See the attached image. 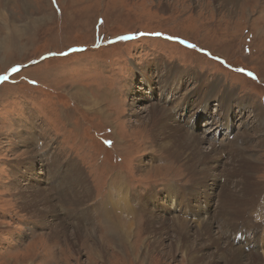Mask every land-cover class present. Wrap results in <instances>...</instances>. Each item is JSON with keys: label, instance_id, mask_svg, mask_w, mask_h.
Listing matches in <instances>:
<instances>
[{"label": "rangeland", "instance_id": "obj_1", "mask_svg": "<svg viewBox=\"0 0 264 264\" xmlns=\"http://www.w3.org/2000/svg\"><path fill=\"white\" fill-rule=\"evenodd\" d=\"M231 96L264 109V0H0V264H264V129L257 136L253 111L238 104L227 120ZM203 101L224 115L213 131L214 116H197ZM156 102L162 128L143 118ZM239 129L248 150H232ZM187 132L217 156L159 146ZM68 162L83 174L73 188ZM216 181L225 200L213 197ZM123 193L135 215L119 209ZM173 195L185 237L169 225L174 213L149 228L146 209L160 203L164 219ZM192 197L216 208L194 210ZM232 203L241 217H220ZM192 210L210 211L217 242L198 239ZM197 245L190 260L186 246Z\"/></svg>", "mask_w": 264, "mask_h": 264}, {"label": "bare ground", "instance_id": "obj_2", "mask_svg": "<svg viewBox=\"0 0 264 264\" xmlns=\"http://www.w3.org/2000/svg\"><path fill=\"white\" fill-rule=\"evenodd\" d=\"M235 0H224V2H225V4H229V2H234ZM5 17V16H4ZM7 25V24H6ZM11 32V31H10ZM151 68H153L152 66H150ZM150 72V71H149ZM176 72V71H175ZM174 72V73H175ZM177 73V72H176ZM173 74V73H172ZM180 74V73H179ZM176 75V74H175ZM175 75H171L170 77H169V83L171 84V82H170V78L172 77V76H175ZM149 77H151V75L149 74ZM180 78H178V80H179ZM171 80H173V79H171ZM178 80H176V81H178ZM214 85V84H213ZM220 86V85H219ZM186 87V86H185ZM210 88V87H209ZM190 89V88H189ZM211 89V88H210ZM216 90H218L217 88H216ZM193 91L194 90H192V93H193ZM171 92V91H170ZM133 93H135V91H132L131 92V94H133ZM194 93H196V92H194ZM187 94V96H183V97H185V98H187L189 101H193L192 100V96H191V92H189L188 91V93H186ZM237 96V95H236ZM182 97V98H183ZM217 97V96H216ZM221 97V96H220ZM184 98V99H185ZM204 98H206V97H204ZM233 98H236V97H233V96H231L229 99H226V101L225 102H227V104H228V106H227V108H226V111H227V120H228V116H234L233 115V113H232V111H233V108H234V106L236 105L237 106V104L238 105H242V106H246L247 107V111H253V124L252 125H250V126H252L253 128V130L258 134L257 136H260L261 134V131L264 129V109L260 106V104L259 103H256L254 106L253 105H251V104H249L248 103V98L247 97H245V98H242V99H240L239 101H236L235 102V100L233 99ZM168 99V98H167ZM167 99H165V100H167ZM171 99V98H170ZM175 100V99H174ZM205 100V99H204ZM164 102H168V101H164ZM183 102V101H182ZM201 102V101H200ZM203 103H204V101L202 102V105H203ZM87 104H89V105H96V104H98V103H96L95 101H91V100H87ZM132 106H133V108H135V107H137V105L135 104V103H132ZM186 107H180V108H178V110H176V108H175V112H177V115L178 114H181V111H183L184 109H185ZM166 109L163 107V106H160V104H159V102H156V103H153V105L152 106H149L148 108H147V116H143V118H148L149 120H153V124L154 123H156L157 122V124L160 126L159 128H162L163 127V125L165 124H163V119H162V117H163V114H162V112H164ZM179 110H181V111H179ZM237 110V109H236ZM142 111V110H141ZM244 111L245 110H243L242 112H241V115L244 113ZM198 112V111H197ZM196 112V113H197ZM238 112V111H237ZM138 113V112H137ZM140 113V112H139ZM160 114L162 115V117L160 116ZM221 114V113H220ZM156 115V116H155ZM169 115H171V114H169ZM204 115V114H203ZM203 115H200V116H203ZM156 117V118H155ZM209 117H210V119L213 117V115L211 114V115H209ZM154 118L157 120L156 122H155V120H154ZM186 119V118H185ZM244 119H246V118H244ZM193 121V120H195V118H191V117H188L187 119H186V121ZM242 121V120H241ZM250 122V121H249ZM251 123V122H250ZM241 126H244L243 124H240ZM246 126V125H245ZM232 125L231 126H229V128L228 129H231L232 130ZM152 128V130H154V128L153 127H151ZM251 128V127H250ZM185 131H188V130H185ZM192 131H194V130H192ZM239 132H240V134L242 135L240 138H242L241 140L239 139V142L237 143V144H240V145H238V146H235V145H237V144H235L234 146H233V148H232V150L233 149H235V150H237V147L239 148L238 149V151H240V149H244V150H248L250 147H247V148H240L241 146H243L244 145V141H243V138H245V137H247L249 134H247L246 132V130H241V129H239ZM188 133V135H189V138L188 137H186V138H184L181 134H177L176 133V137L174 136V137H172L171 136V139H172V141L171 142H169V143H165V144H159V146H162V147H164V148H166L167 150H169L170 151V148H171V146H172V144H173V149H174V151L175 150H178L179 152H181V155H188L189 157H188V159L189 158H192L190 155H191V153H189V152H186V149H188V148H191L192 150H193V148H195L196 149V152L197 151H199V150H204V153H207V154H204L205 156L206 155H209V154H212V155H214V156H217V154H218V152H217V150L216 149H214V147H213V145H211V150L209 151V149L207 148V151H205V149L206 148H204L203 147V145H202V143H201V138H199V137H197V132H195V133H190V132H187ZM187 133H185V134H187ZM158 134V131H156V133L154 134V137L156 136ZM227 134H228V130L224 133V136H227ZM263 135V134H262ZM187 136V135H186ZM192 137H196V139L197 140H191V138ZM188 139H190L189 141H188ZM202 140H204V138L202 139ZM205 141V140H204ZM193 142V143H192ZM248 142V141H247ZM193 152V151H192ZM214 152H216V154L214 153ZM232 153H237V156H238V153L239 152H235V151H232ZM178 157L180 156V155H178V154H176ZM237 156H232L233 158H236ZM212 157V156H211ZM229 157H230V155L228 156V158L227 159H229ZM240 157H242V156H239V158ZM204 158V157H203ZM213 158V157H212ZM209 159V158H208ZM241 159V158H240ZM242 159H243V157H242ZM252 159V158H251ZM244 160V159H243ZM206 161V160H205ZM205 163V162H204ZM256 163V162H255ZM75 162H68V163H66V167H64V165H61V167H64V168H67V172H68V175L66 176V178H65V180H67V182L68 183H70L72 186V188H73V182H72V180H71V176L72 177H74L76 180H77V182H78V180L79 181H82V173H81V171H79V169H78V167H76L75 166ZM189 165V164H188ZM205 165V164H204ZM216 165V164H215ZM241 165V164H240ZM249 165H250V167L251 168H257V164H253V163H249ZM196 167V170H195V172H205L206 171V169L205 168H201L199 165H196L195 166ZM234 169H235V166L233 167ZM233 168H232V170H233ZM243 168L244 167H240L239 165H238V168H237V170L236 171H238L239 172V174H241V172H242V170H243ZM208 169H209V167H208ZM60 170V169H59ZM70 170H71V173H70ZM76 171V172H75ZM214 173V172H213ZM72 174V175H71ZM193 175V174H192ZM209 175H211V174H209ZM214 176V175H213ZM193 177V176H192ZM196 178H194V180H195ZM201 179V181H198V179H197V181L196 182H198L199 184L200 183H202L203 182V179L202 178H200ZM194 180H192V181H194ZM205 181V180H204ZM225 181H223V183H224ZM229 182V181H228ZM235 182H237V183H239V185H241L242 184V179H236L235 180ZM193 183V182H192ZM79 184V183H78ZM210 185V184H209ZM213 188H212V192H213V197H214V195H216V196H219V198L221 197V195H223L222 194V190L223 189H225V194L224 195H226L227 194V192H228V190L226 189L227 188V185H225V186H221V185H219V183H218V187H219V189L217 188V181L215 182V183H213ZM119 186V185H118ZM118 186H115V188L116 187H118ZM193 186H195V185H193ZM238 186V185H237ZM83 187V186H82ZM230 187V186H229ZM251 187H252V185H248V186H245L243 189H240L239 188V191L237 192V194H238V196H234V197H232V198H230V199H233V198H235V197H239V196H241L242 195V197H243V195H244V201H245V197H246V192L247 191H249V190H251ZM86 189V188H85ZM231 189V188H230ZM174 190H176V189H174ZM181 190H183V189H181ZM81 191V189H79V194L81 193L80 192ZM167 194L166 195H164V198L165 197H167V195H168V192H166ZM176 193H178V195H179V192L176 190ZM196 193V192H195ZM183 195H185V196H187V197H189V193H182ZM84 195V194H83ZM87 195V194H86ZM131 196V195H130ZM130 196L129 195H125L124 193L122 194V196H121V199H120V204H119V209L120 210H122V211H125V210H129L130 212H133V214L132 215H135V209L133 208V205H131L132 203H131V198H130ZM133 196V195H132ZM141 196V195H140ZM145 196H146V199L145 200H147L148 199V193L147 194H145ZM209 196V195H208ZM84 197V196H83ZM122 197L124 198V199H122ZM138 197V196H137ZM241 197V198H242ZM183 198V197H182ZM218 198V199H219ZM221 198H223V197H221ZM227 198V197H226ZM224 200H225V197L223 198ZM136 200H137V198H136ZM139 200H141V201H143L144 199H143V197H141V199H139ZM236 200V199H235ZM181 201H184V200H181ZM215 200H214V198H213V200L211 201V200H206V201H201V200H197V198L196 197H192V200L190 201V202H193V203H191L192 205L191 206H193L194 207V210H197L198 208H199V210H200V208L202 207V205L203 204H207V206H209V209H210V207H215L216 208V205H215ZM232 201H234V199L233 200H231V202ZM220 202V201H219ZM78 203V202H77ZM110 203H112L111 204V206H115V209H117V207L116 206H118V205H116V201H114V200H111L110 202H109V204ZM143 203V202H142ZM172 203H173V205H174V207H172V206H168L167 207V209H168V212H165V214H166V216H164V219L163 218H161V217H159L158 216V218H160L159 220H158V218L155 216V210H160V211H163V210H161V206H160V203H159V205H157V206H155V207H153V208H147L146 209V211L145 212H147V215H148V224H149V228H153V226H155V227H158V226H160L162 223H163V220H164V222L165 221H167L168 219H169V214H172V213H174L178 218H175L173 221H171L172 223H169V225H171V227L173 228V229H177V231L178 230H180L183 234H182V236L183 237H185V236H187V235H189V231L186 229V225H188V226H190L189 225V220H187L188 218V216L185 214L184 216H181V214H178V210H177V208H178V206H177V204H176V199H175V197H174V195L172 196ZM182 203V202H181ZM195 203V204H194ZM244 203H246V202H244ZM183 204V203H182ZM188 204V203H187ZM218 204V203H217ZM222 204H224V203H222ZM233 203H232V205L231 206H228L227 204L226 205H223L224 206V209L228 212V213H223L224 214V216H222L221 214H220V212L218 213L219 214V216L220 217H222L223 219L224 218H228V216H226L225 217V215H227V214H230V216L229 217H231L232 218V216L231 215H233V212H234V207H233ZM237 205V204H236ZM235 205V208H237V209H239V212L238 213H236L235 215H233V216H236V217H241V208H239V207H237ZM227 206V207H226ZM140 207H142V206H140ZM107 209V208H106ZM111 209V208H110ZM139 209V208H138ZM109 210V209H108ZM49 211H51V207H49ZM90 211V208H89V210H88V212ZM129 212V213H130ZM192 212L194 213L193 215H194V217L196 218V220H198L199 222H198V224L197 225H192V227H195V226H197V229H196V232H197V234L199 235V237H198V239L199 238H201L200 236H202V234L200 235L199 233H201V232H203V231H205L208 235H207V237H206V239H207V241H209V239L208 238H210V240L213 242H217L218 240H219V238H218V235L216 236L215 235V232H214V228H215V222H214V220H213V222H209V217L211 216H209V213H210V211L208 212H206V214H205V216H202L203 218L201 219V218H199V214H201V213H195V211H193L192 210ZM203 212V211H202ZM187 213V212H186ZM184 214V213H183ZM202 215V214H201ZM207 218V219H206ZM215 218H219L216 214L214 215V218L213 219H215ZM235 219V222L236 221H240V220H242L241 218H234ZM195 220V221H196ZM170 222V221H169ZM217 222V221H216ZM237 222V223H238ZM201 223V224H200ZM196 224V223H195ZM217 224V223H216ZM201 225V226H200ZM80 233V232H79ZM246 235H247V233H245ZM79 235V234H78ZM245 235V236H246ZM239 236H241V237H239V238H241L242 240H245L246 239V237H244L243 236V234H241V235H239ZM259 236L260 235H258V237H255V239H253V242H256L257 240H258V238H259ZM180 237V236H179ZM261 237V236H260ZM187 238H189V237H187ZM204 238V237H203ZM262 238V237H261ZM184 239V238H183ZM198 239H197V241H198ZM205 239V238H204ZM223 239V238H222ZM178 241V240H177ZM196 241V242H197ZM245 242V241H244ZM247 242V241H246ZM258 242H260L259 240L257 241V243ZM229 243V242H228ZM201 244H203V241L201 242ZM200 244V245H201ZM222 244V243H221ZM247 244V243H246ZM262 244V243H261ZM264 245V244H263ZM184 246V245H183ZM245 246V245H244ZM249 246V245H248ZM179 247V246H178ZM187 248V251H189V254L192 252V254H190V260H194V261H197L198 260V257L196 256L197 254H196V252H194L193 253V251H194V249L197 247L198 248V245L197 246H195L194 248H193V250H191L188 246H186ZM200 248V247H199ZM240 248V247H239ZM245 248V247H244ZM233 249V248H232ZM258 249V248H257ZM233 250H235V253L236 252H239V251H236L237 249H233ZM250 251V250H249ZM252 251V250H251ZM259 251L260 250H257V251H253L252 253H254V252H257V253H259ZM261 251H263V250H261ZM241 252V251H240ZM242 253V252H241ZM251 253V254H252ZM260 254V253H259ZM245 256V255H244ZM200 257V256H199ZM240 257V256H239ZM245 261V260H244ZM192 262V261H191Z\"/></svg>", "mask_w": 264, "mask_h": 264}, {"label": "clouds", "instance_id": "obj_3", "mask_svg": "<svg viewBox=\"0 0 264 264\" xmlns=\"http://www.w3.org/2000/svg\"><path fill=\"white\" fill-rule=\"evenodd\" d=\"M197 111L199 112V113H197V116H199L198 114H200V115H203V114H216V113L219 114L218 109H216L213 105H210V104L201 105V106L198 108ZM222 116H224V115H222ZM199 119H200V118L196 119V123H195L196 126L201 125V122H204V124H205V121H200ZM198 121H200V124H199V125L197 124ZM217 122L223 123V122H225V119H218V120H217V119L215 118L214 121L212 122L213 126H216V123H217ZM213 130H214V129L211 128V131H213ZM218 130H221V128L218 129Z\"/></svg>", "mask_w": 264, "mask_h": 264}, {"label": "crops", "instance_id": "obj_4", "mask_svg": "<svg viewBox=\"0 0 264 264\" xmlns=\"http://www.w3.org/2000/svg\"><path fill=\"white\" fill-rule=\"evenodd\" d=\"M56 160H57V157H54V156H53V161H56Z\"/></svg>", "mask_w": 264, "mask_h": 264}, {"label": "snow or ice", "instance_id": "obj_5", "mask_svg": "<svg viewBox=\"0 0 264 264\" xmlns=\"http://www.w3.org/2000/svg\"><path fill=\"white\" fill-rule=\"evenodd\" d=\"M249 75H251V73H249Z\"/></svg>", "mask_w": 264, "mask_h": 264}, {"label": "flooded vegetation", "instance_id": "obj_6", "mask_svg": "<svg viewBox=\"0 0 264 264\" xmlns=\"http://www.w3.org/2000/svg\"><path fill=\"white\" fill-rule=\"evenodd\" d=\"M169 70V69H168ZM170 92V91H169ZM168 94V93H167Z\"/></svg>", "mask_w": 264, "mask_h": 264}]
</instances>
